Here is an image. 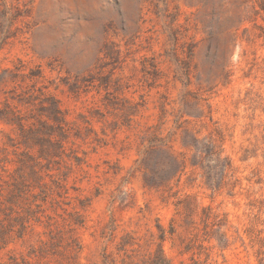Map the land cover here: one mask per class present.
<instances>
[{"label": "rangeland", "instance_id": "1", "mask_svg": "<svg viewBox=\"0 0 264 264\" xmlns=\"http://www.w3.org/2000/svg\"><path fill=\"white\" fill-rule=\"evenodd\" d=\"M0 264H264V0H0Z\"/></svg>", "mask_w": 264, "mask_h": 264}]
</instances>
